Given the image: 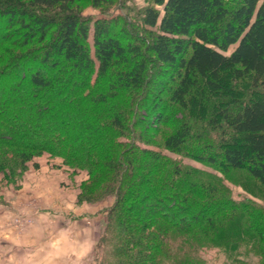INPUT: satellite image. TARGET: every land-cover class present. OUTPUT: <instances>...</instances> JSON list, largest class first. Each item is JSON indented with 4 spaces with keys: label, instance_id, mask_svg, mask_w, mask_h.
Masks as SVG:
<instances>
[{
    "label": "trees",
    "instance_id": "16d2710c",
    "mask_svg": "<svg viewBox=\"0 0 264 264\" xmlns=\"http://www.w3.org/2000/svg\"><path fill=\"white\" fill-rule=\"evenodd\" d=\"M80 1L0 0V80L7 79L0 94V175L12 180L44 153L63 158L74 173L86 172L80 202L115 198L102 244L114 258L109 264H166L179 238L193 255L210 244L236 252L245 242L264 243V235L248 227L252 215L233 212L245 205L229 199L216 176L140 146L153 138L136 136L135 115L151 94L146 74L152 62L145 53H153L159 66L177 64L176 86L167 101L159 99L165 103L161 124L166 116L169 123L175 120L172 110L183 119L166 134L164 151L225 175L244 173L250 179L246 191L264 198V0H146L144 27L137 25L145 36L129 35L128 17L124 28L122 18L95 23L97 60L91 57L88 22L76 6ZM90 1L95 8L107 3ZM53 29L62 45L51 64L53 53L41 51ZM111 30L117 33L113 38ZM118 34L131 42L124 46ZM41 56V65L51 64L47 72L23 71L25 62ZM75 117H86L102 137L69 135ZM201 126L221 132V153L198 146L215 135L199 132ZM217 155L228 168L217 165ZM149 166L150 185L145 174L136 176ZM152 202L157 209L146 217L143 208ZM169 211L186 214L176 223ZM179 264H192V258Z\"/></svg>",
    "mask_w": 264,
    "mask_h": 264
},
{
    "label": "rangeland",
    "instance_id": "374dc122",
    "mask_svg": "<svg viewBox=\"0 0 264 264\" xmlns=\"http://www.w3.org/2000/svg\"><path fill=\"white\" fill-rule=\"evenodd\" d=\"M76 6L79 7L78 10L82 12V17L88 22V43L91 48V57L94 60H97L93 45L94 25L97 21H115L116 18H122L121 27L124 28L126 27L125 18L128 17L132 19V25L126 30L129 35L134 36L136 33L145 36L137 25L144 27L141 19L145 9L149 6L146 0H107V3L100 8L93 7L90 0H83L76 3ZM59 17L60 15H56L57 19ZM2 22L0 20V26ZM56 32L53 29L43 44L42 55L47 51L53 53L62 45V41ZM109 32V38H113L117 34L113 30ZM117 37L123 38L124 46L131 42L128 35L118 34ZM33 49L29 48L28 50L33 52ZM232 51L233 49H230L227 55L231 54ZM145 55L152 62L146 74V89L151 94L147 95L144 105L135 109V115L139 118V122L136 124L138 132L136 136L144 137L147 142L152 138L153 140L151 143L142 141L139 145L155 151H163V154L178 160L186 167H192L216 176L221 184L227 188L226 195L229 199L236 204L245 205L233 212L238 210L239 213L252 215L251 222H247V224L249 223L248 227L252 231L264 235V198L260 197L261 195L254 196L246 191L245 186L250 180L246 174L228 171L230 175H225L215 167L211 168L189 157L164 151L163 140L166 134H170L178 128V124L182 123L183 115L172 110L170 115L175 120L172 119L169 123V118L167 119L166 116L164 125L161 124L163 123L161 122L163 115H165V111L161 107H165V103H161L159 99L161 97L163 101L168 100L171 90L177 84L175 79L179 67L177 64L159 66L154 62L153 53H145ZM41 59L42 56L25 62L22 65L23 71L30 69L34 72L41 71L44 74L56 60V55L54 53L51 55V64L41 65ZM131 59L135 60L134 57ZM18 70L20 71V69ZM163 70L166 72V77L160 76V72ZM6 86L7 79L0 80V94ZM25 91L27 90L22 92ZM161 92H164L165 95L162 96ZM157 104L160 107L158 110L155 109ZM237 108L236 106L231 107L230 110L236 112ZM42 119L47 121L45 117ZM70 122L74 129L71 133L69 132V135L72 134L77 139L86 138L92 141L102 137V134L86 117H75ZM71 123L69 126H72ZM155 129L157 130L154 131ZM200 129L199 132L207 129L206 135L208 133L209 136L215 135L211 139L209 137V139L198 140V144L200 143L198 146L202 149L204 146L212 148L213 154H217L218 151L221 153V132H213V130H208L206 126H201ZM121 140L128 144L127 138L122 137ZM195 152L198 155L201 154L197 149ZM217 157V165L228 168L224 164L223 158L219 155ZM137 165H143L142 160H138ZM150 168L145 167V169L137 171L136 174L139 178L145 176L144 180L146 179L145 181L149 185V177L154 169L153 167ZM18 174L12 180H6L3 175H0V264H109L114 260L107 251L106 256L105 250L107 248L102 246L105 237L107 239L105 232L109 220L108 213L110 208L114 206V197L97 203L80 202L78 195L81 192V185L89 180L87 173H74V169L67 166L63 158L49 153L34 157L32 161L27 163V170L21 175ZM144 208L143 211L147 217L150 216L149 211L151 209L156 210L157 206L155 202H152ZM184 213L169 211L166 215L171 222L177 223L179 219L183 218ZM183 241L179 238L175 242L172 258H167L166 264H179L181 258L187 257L192 258V264H196V261L193 260L195 258H197V264H199L198 258L203 260V264H264V243L249 244L245 242L241 247L239 246L236 252L222 247H214L210 244L209 247L200 248L197 255H193L194 253L189 251L191 246L189 244L182 245ZM72 246L76 247L74 252H72ZM70 254L72 257H69Z\"/></svg>",
    "mask_w": 264,
    "mask_h": 264
},
{
    "label": "crops",
    "instance_id": "0c3cea01",
    "mask_svg": "<svg viewBox=\"0 0 264 264\" xmlns=\"http://www.w3.org/2000/svg\"><path fill=\"white\" fill-rule=\"evenodd\" d=\"M75 249H76V247L75 246H72V252H74L75 251ZM71 256V254L69 255V257ZM72 257V256H71Z\"/></svg>",
    "mask_w": 264,
    "mask_h": 264
}]
</instances>
